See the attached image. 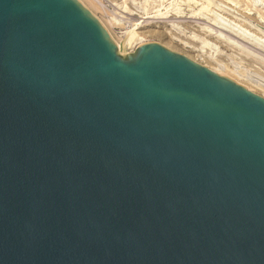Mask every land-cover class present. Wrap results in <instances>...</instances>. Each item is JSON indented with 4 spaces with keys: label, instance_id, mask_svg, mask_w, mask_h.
Returning <instances> with one entry per match:
<instances>
[{
    "label": "water",
    "instance_id": "95a60500",
    "mask_svg": "<svg viewBox=\"0 0 264 264\" xmlns=\"http://www.w3.org/2000/svg\"><path fill=\"white\" fill-rule=\"evenodd\" d=\"M0 264H264V97L0 0Z\"/></svg>",
    "mask_w": 264,
    "mask_h": 264
},
{
    "label": "rangeland",
    "instance_id": "374dc122",
    "mask_svg": "<svg viewBox=\"0 0 264 264\" xmlns=\"http://www.w3.org/2000/svg\"><path fill=\"white\" fill-rule=\"evenodd\" d=\"M82 1L87 4L93 14L95 13L109 26L115 36L120 35V32L126 28H135L141 31V42H159L169 45L170 50L183 53L188 58L198 61L200 65L206 64L205 66L209 68L218 66L216 64L219 62L226 65V72L228 71L230 76L239 81L247 82L248 80H245L247 76H244L246 74L264 79V0H208L210 1L208 9L200 12L198 9L203 3L207 4V0H197L199 4L185 0H148V5L144 0H100L103 7L95 1ZM117 3L127 5L128 13L123 12ZM144 5H147L146 13ZM176 5L182 9L179 13L173 9L177 7ZM166 10L168 13L162 14ZM114 14L121 17L120 19L117 16L121 24H113ZM125 18L126 22H124ZM209 19H217L220 23L234 29L239 33L237 37L235 36L239 42L236 39L219 37L218 34L207 29L210 24H213ZM243 36L252 42H248ZM202 39L207 40L209 44L204 47L203 53L196 50L204 45L201 42ZM183 40L190 44V47L180 43ZM128 51V54L133 53L131 49ZM208 54H211L213 59ZM236 67L242 76L238 77L234 74L233 69ZM249 83L247 82L256 92L264 94V88Z\"/></svg>",
    "mask_w": 264,
    "mask_h": 264
},
{
    "label": "bare ground",
    "instance_id": "6f19581e",
    "mask_svg": "<svg viewBox=\"0 0 264 264\" xmlns=\"http://www.w3.org/2000/svg\"><path fill=\"white\" fill-rule=\"evenodd\" d=\"M84 6H86V8H88V10H89V7L87 6V4H85L82 0H79ZM91 1H95L97 4H99L101 7H103V4L101 3V1L100 0H91ZM177 1V0H176ZM184 1V0H183ZM185 1H187V2H192L193 4H195V3H198L199 4V2L197 1V0H185ZM144 2L145 3H147L148 2V0H144ZM207 4L206 3H203L202 4V6L198 9V12H200L201 10H203V9H208V7H209V3H210V1H208L207 0ZM179 3H181L180 1H179ZM187 4V3H186ZM147 5H148V3H147ZM147 5H144L143 7H144V10H145V13H146V11H147ZM178 5H180V4H178ZM178 5H176L177 7H175V8H173L177 13H179V11L180 10H182V9H180V7L178 6ZM105 6V5H104ZM117 6H119L120 8H122L123 9V12H127L129 9V7L127 8V5L125 6V4L124 3H117ZM181 6V5H180ZM128 9V10H127ZM172 10V9H171ZM90 12L92 13V11L90 10ZM122 12V13H123ZM159 12H161V11H159ZM116 13V12H115ZM121 13V12H120ZM128 13V12H127ZM168 13V10H166L164 13H162V14H167ZM93 14V13H92ZM117 14V13H116ZM161 14V13H160ZM93 15H96L95 13L93 14ZM115 15V14H114ZM122 15V14H121ZM124 15V14H123ZM122 15V16H123ZM118 16V15H117ZM116 15H115V17H113L112 18V21H113V24H115V23H117V24H121V17H119L120 19H118V17H117ZM96 17H98L97 15H96ZM126 17V16H125ZM161 17H163L164 18V16H161ZM99 19V18H98ZM129 19V18H128ZM127 19V20H128ZM100 20V19H99ZM120 20V21H119ZM209 20H211L212 21V25L210 24V26H208V28L207 29H209V30H211V31H213L215 34H218V36L219 37H225V39L227 38V39H229V38H232V39H236V37H237V34H239V33H237L234 29H232L231 27H229L228 25H225V24H223L222 22L220 23L217 19H209ZM101 21V20H100ZM145 21V20H144ZM124 22H126V18H125V21ZM146 22H147V20H146ZM101 23H102V25H104L105 26V28H106V30H107V32L109 33V35H110V37L112 38V40L114 41V43H115V45L117 46V48L119 49V51H120V53H124V54H128V49H131V51L133 50V52L136 50V48H137V45H139V44H141V43H143V42H141L140 41V34H141V31H139V30H137V29H135V28H133V29H125L124 31H122V32H120V35H114L112 32H111V30H110V28H109V26L108 25H106L104 22H102L101 21ZM112 24V23H111ZM123 24V23H122ZM124 25V24H123ZM126 26V25H125ZM137 30V31H136ZM228 34H230V35H228ZM244 35V34H243ZM236 36V37H235ZM241 38V36H238V38ZM244 37V36H243ZM242 37V38H243ZM248 42H252V40H250V39H247L246 38V36L244 37ZM173 40H177V39H175V38H173ZM231 40V39H230ZM237 40V39H236ZM236 40L234 41V42H236ZM240 40V39H239ZM244 40V39H243ZM238 41V40H237ZM201 42H202V44H204V45H202L201 46V48L200 49H196L198 52H204V47L206 46V45H209L208 44V41L207 40H205V39H202L201 40ZM239 42V41H238ZM145 43V42H144ZM156 43V42H155ZM159 43V42H158ZM180 43H182V44H184L185 46H188V47H190V44H188L186 41H180ZM240 43H241V41H240ZM161 44V43H160ZM161 45H164L165 47H167V48H169V45H165V44H161ZM247 45V44H246ZM194 48V47H193ZM195 50V51H196ZM201 55V54H200ZM210 57H211V59H213L212 57V55L211 54H208ZM208 57V56H207ZM193 61H195V62H198V61H196V60H194L193 59ZM214 61V60H213ZM198 64H200V63H198ZM204 65H206V64H204ZM216 65H218V66H215V67H210V69L211 70H213L214 72H216V73H218V74H221V75H226L227 77L229 76V78L230 79H232L233 81H236V83H239V85H242L243 87L245 86L246 88H248L249 90H251V91H253V92H255V93H257V94H259L260 96H262V97H264V94H260V93H258V92H256L253 88H252V85H248L247 84V82H250L249 84H253V86H258V87H260V88H264V79H262V78H258V77H256V76H254V75H244V76H247V77H245V80L247 81V82H242V81H239V80H237V79H235V78H233L232 76H230L227 72H226V69H225V66L226 65H223V64H220L219 62H217V64ZM209 68V67H208ZM231 70V69H230ZM233 72H234V74H236L238 77H240V76H242L241 75V72H239L238 70H237V67H236V69H233ZM233 74V75H234ZM243 76V77H244ZM236 77V76H235ZM247 78V79H246Z\"/></svg>",
    "mask_w": 264,
    "mask_h": 264
}]
</instances>
